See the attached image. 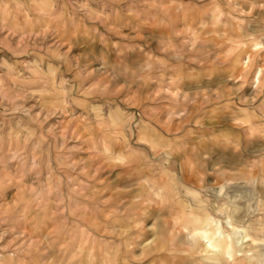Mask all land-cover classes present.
Here are the masks:
<instances>
[{"label": "rangeland", "instance_id": "1", "mask_svg": "<svg viewBox=\"0 0 264 264\" xmlns=\"http://www.w3.org/2000/svg\"><path fill=\"white\" fill-rule=\"evenodd\" d=\"M89 1L95 5L92 13L89 6L86 11ZM114 1L78 0L74 7L61 10L64 22L72 26L78 24L71 16L83 22L81 15L86 18L88 14L97 36L109 45L102 55L106 64L99 60L92 74L87 56L83 62L80 59L78 69L76 59L69 57L73 72L68 78L76 83L62 89L63 82L68 83L61 75L60 61L66 57L60 51L66 47L77 50L81 41L79 33L71 34L72 42L59 37L62 14L57 0H0V170L47 160L43 143L49 139L54 140V160L75 159L66 154L62 134L81 122L77 115L110 109L116 103L108 99L131 96L120 102L130 110L126 120L132 126L143 117L197 127L193 131L200 149L205 148L203 153L195 154L188 146H181V153L186 179L193 181L198 176L209 199L201 226L205 228L210 215L227 227L235 201L242 213L251 214V187L260 181L264 188V0ZM117 5L129 11L140 8L143 25L149 23L154 30L144 29L128 43L122 42L126 41L123 24L111 17ZM155 17L159 23H152ZM63 92L72 98L64 101ZM211 145L217 149L207 152ZM30 146L38 147L36 151L41 148L40 152L34 153ZM69 148L73 153L80 150ZM6 177V173L0 177L2 182ZM0 197L5 198L3 187ZM8 207L0 198V249L5 247L6 227L10 226L9 219H4ZM195 219L187 218L186 223ZM18 227L16 222L10 226L14 231ZM175 227L173 222L172 234L179 232ZM175 246L174 251L183 250ZM207 254L205 248L206 264H216L208 259L213 255L207 258Z\"/></svg>", "mask_w": 264, "mask_h": 264}, {"label": "crops", "instance_id": "2", "mask_svg": "<svg viewBox=\"0 0 264 264\" xmlns=\"http://www.w3.org/2000/svg\"><path fill=\"white\" fill-rule=\"evenodd\" d=\"M77 1L57 0L59 13L65 7H74ZM120 1L114 2L135 3ZM42 6L47 8L39 4ZM88 6L90 12L95 7L89 1L86 11ZM139 10L129 11L119 5L112 10L113 21L123 24L124 43L136 38V32L154 30L149 23L143 25ZM61 14L59 37L72 42L71 34L79 33L81 41L77 50L66 47L60 51L66 57L60 61L61 75L68 83L66 86L63 82L62 89H67L76 83L68 78L73 72L68 58L76 59L78 69L82 67L80 59L83 62L87 56L93 65L88 66L92 74L99 60L104 59L106 64L102 55L109 45L100 34L97 36L96 25L87 19L88 14L86 18L81 15L83 22L70 15L76 26L65 23ZM155 18L152 23H159ZM132 28L136 30L129 31ZM68 66L71 70H67ZM65 94L64 101L72 98ZM125 97L108 99L116 103L110 109L80 113L77 119L81 122L76 123V128L65 129L62 144L68 147L66 154H73L75 159L54 160V140L49 139L43 143L49 153L47 160L36 159L0 170V177L4 173L7 176L6 181L0 179L5 197L0 198L9 204L4 219H9L11 227L13 222L19 226L17 231L6 227L9 231L3 241L5 247L0 249V264H206L204 249L207 254L210 246L207 241L216 246V264H264L263 184L257 181L251 187V214L242 213L239 201H235V209L228 215L230 224L224 227L208 215L204 222L207 237H202L196 231L204 229L202 214L209 207V199L201 190L198 176L193 181L186 179L181 153V146H188L195 154L203 153L205 148L200 149L199 137L193 131L197 127L186 121L166 124L143 117L132 126L126 120L130 110L120 102L131 96ZM183 128V132H175ZM71 146L80 150L73 153L69 151ZM211 146L207 152L217 149ZM37 148L34 153L40 152L41 148L36 151ZM26 169L32 171L31 175H24ZM20 179L22 184H18ZM188 213L198 220L187 224L186 219H192ZM173 222L177 226L174 230L179 231L176 234L171 233ZM187 229L192 230L187 233ZM194 231L195 238L191 239ZM180 245L183 250H173V246Z\"/></svg>", "mask_w": 264, "mask_h": 264}, {"label": "bare ground", "instance_id": "3", "mask_svg": "<svg viewBox=\"0 0 264 264\" xmlns=\"http://www.w3.org/2000/svg\"><path fill=\"white\" fill-rule=\"evenodd\" d=\"M209 219H211V217H210ZM212 220H213V219H212ZM194 233H195V231L193 232V236L191 235L192 233H190L189 235H191V236H189V237H192V238H193V237L196 235V234H194ZM196 233L203 234L202 237H204V238L207 237V236L205 237V235H206V233H207V229H205V228H204L203 230L198 231V232L196 231ZM207 242L210 244V246H209L208 249H207V250H208L207 253H208V254L211 253V254L213 255V257H210V259H211L212 261H214V260L216 261V258H214V256H215V252H216V250H215V247H216V246H215V244H214L213 242H211V241H207ZM214 264H215V263H214Z\"/></svg>", "mask_w": 264, "mask_h": 264}]
</instances>
